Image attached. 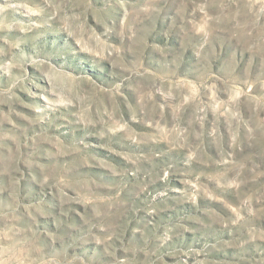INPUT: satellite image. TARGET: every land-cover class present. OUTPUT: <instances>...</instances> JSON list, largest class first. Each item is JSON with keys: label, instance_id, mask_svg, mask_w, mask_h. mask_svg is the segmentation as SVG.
I'll list each match as a JSON object with an SVG mask.
<instances>
[{"label": "rangeland", "instance_id": "rangeland-1", "mask_svg": "<svg viewBox=\"0 0 264 264\" xmlns=\"http://www.w3.org/2000/svg\"><path fill=\"white\" fill-rule=\"evenodd\" d=\"M0 264H264V0H0Z\"/></svg>", "mask_w": 264, "mask_h": 264}]
</instances>
